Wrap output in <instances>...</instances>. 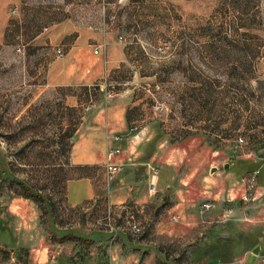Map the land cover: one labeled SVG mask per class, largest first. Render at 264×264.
<instances>
[{
	"label": "rangeland",
	"instance_id": "1",
	"mask_svg": "<svg viewBox=\"0 0 264 264\" xmlns=\"http://www.w3.org/2000/svg\"><path fill=\"white\" fill-rule=\"evenodd\" d=\"M72 27L103 35L91 44L105 68L102 82L84 108L66 100L73 90L47 85L52 64L68 55L62 45L50 44L51 36ZM76 35L67 36L68 43ZM113 44L122 48L125 62L111 69ZM58 49L66 56L59 58ZM102 87L107 101L133 89L137 106L129 114L155 122L172 154L205 147L214 165L235 164V179L248 189L241 203L214 211L211 201L203 202L199 239L157 242L160 263L241 264L235 252L251 247L262 232L242 229L264 219V0H0V200L7 208L15 199L30 200L44 236L56 226L84 236L112 228L145 243L140 247H152L157 220L161 233L176 235L181 225L175 212L163 215L171 205L162 201L167 190H147L158 203L145 212L127 205L107 220V200L79 208L66 202V184L92 174L73 167L70 151ZM159 169L161 190L173 174ZM106 181L108 187L114 183ZM29 193L35 198H27ZM206 203L213 206L203 213ZM240 212L250 216L241 219ZM133 221L143 228L139 238L132 237Z\"/></svg>",
	"mask_w": 264,
	"mask_h": 264
},
{
	"label": "crops",
	"instance_id": "2",
	"mask_svg": "<svg viewBox=\"0 0 264 264\" xmlns=\"http://www.w3.org/2000/svg\"><path fill=\"white\" fill-rule=\"evenodd\" d=\"M63 32L51 36L50 44L62 45L68 55L66 59L52 64L47 85L73 90L66 100L74 107L84 108L91 91L102 82L105 68L101 57L91 51V44L100 41L103 35L75 27ZM74 33L77 34L76 39L68 43L67 36ZM106 37L113 43L111 34ZM110 53V68H119L125 62L122 48L113 44ZM104 88L96 89L94 109L86 114L83 124L77 129L70 151L73 167H87L92 169V174L72 179L66 184V202L70 208H79L86 203L107 200L116 208L128 205L136 208L138 213L145 212L149 204L158 203L149 197L147 191L148 166L156 165L173 174L172 178L163 179L162 184L165 185L161 186L160 192L167 190L170 193L162 197V201L171 204L163 215L173 212L178 215L181 225L176 235L166 230L159 232L162 223L157 220L155 234L150 240L154 245L152 247H147L148 244L140 247V241L136 243L124 233H120L118 240L113 242L107 231L84 236L56 226L44 236L41 235L40 215L34 214V205L30 200L15 199L9 208L0 200V264H162L163 253L157 242L172 241L170 237H173V241L192 243L201 236L198 218L203 202L211 201L214 211L226 203H241L247 198L248 189L235 179V164L227 162L222 167L216 166L212 163L211 150L196 145L182 154H172L167 144L158 138L155 122H144L129 114L137 106L133 89L118 91L113 100L107 101ZM133 125H138L139 132L129 136ZM115 135L123 139L114 142L111 136ZM116 147L121 149V153L109 160L110 149ZM109 163L124 166L110 187L106 181ZM227 164H230L228 170L225 169ZM214 169L216 172L212 173ZM238 210L235 215H238ZM227 214L234 217L233 211ZM240 215L241 219L250 216L243 212ZM160 217H163L162 214ZM245 228L242 230L250 233L259 229L261 236L251 247L242 249L244 253L237 250L235 254L241 255L237 258L242 260L241 264H264V219L251 225L247 223ZM53 233L57 238L54 242L50 240ZM69 237L72 239L68 240ZM76 237L88 241L89 246L84 248L74 239ZM257 248L258 255L255 254Z\"/></svg>",
	"mask_w": 264,
	"mask_h": 264
},
{
	"label": "built area",
	"instance_id": "3",
	"mask_svg": "<svg viewBox=\"0 0 264 264\" xmlns=\"http://www.w3.org/2000/svg\"><path fill=\"white\" fill-rule=\"evenodd\" d=\"M56 54L58 55L59 58H63L66 56V54L64 53V51L62 49H58L56 51ZM108 99H112L113 98V93L109 92L108 93ZM91 104L89 103V105L87 107H85V111L88 113L92 110L93 106H90ZM130 132H129V136H131V134L136 133L139 129L136 126H132L130 128ZM123 139L122 136H117L115 135L113 141H121ZM121 153V149L116 147L113 149H110L109 153H108V158L109 160L113 157H115L116 155ZM124 166L122 165H114L112 163H109L106 167V176L108 178V181L110 183H113L116 180V177L119 173H121L123 171ZM149 169V179H148V183H147V190L152 194V195H158L159 194V181H160V169L159 167H157L156 165H149L148 167ZM261 172H259L258 170L255 171V177L253 178V182L255 183L257 176L260 175ZM213 204H208L206 203L203 207V213L210 211V209L212 208ZM108 210H107V217L106 220L109 219L117 210L116 207L112 206L111 204L107 205ZM111 231H109V233L111 234V241L115 242L118 240V236H119V229L118 230H114L112 228H110ZM131 232H132V237H138L140 235L143 234V228L141 227V225L138 222L133 221V223H131ZM224 264V263H221ZM227 264H231V263H227Z\"/></svg>",
	"mask_w": 264,
	"mask_h": 264
},
{
	"label": "water",
	"instance_id": "4",
	"mask_svg": "<svg viewBox=\"0 0 264 264\" xmlns=\"http://www.w3.org/2000/svg\"><path fill=\"white\" fill-rule=\"evenodd\" d=\"M229 167H230V164H227V165L225 166V169L228 170ZM214 172H216V169H214V170L212 171V173H214ZM255 254H256V255L259 254V249H258V248H257V250L255 251Z\"/></svg>",
	"mask_w": 264,
	"mask_h": 264
},
{
	"label": "trees",
	"instance_id": "5",
	"mask_svg": "<svg viewBox=\"0 0 264 264\" xmlns=\"http://www.w3.org/2000/svg\"><path fill=\"white\" fill-rule=\"evenodd\" d=\"M77 169L78 170H85V169H87V167H85V168H77ZM26 197L29 198V199H34L35 198L33 194L27 195Z\"/></svg>",
	"mask_w": 264,
	"mask_h": 264
}]
</instances>
